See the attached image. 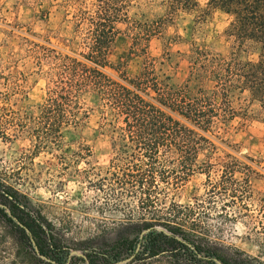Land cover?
I'll list each match as a JSON object with an SVG mask.
<instances>
[{
    "label": "rangeland",
    "instance_id": "374dc122",
    "mask_svg": "<svg viewBox=\"0 0 264 264\" xmlns=\"http://www.w3.org/2000/svg\"><path fill=\"white\" fill-rule=\"evenodd\" d=\"M207 1L199 0L196 8L177 14L151 40L147 52L145 43L134 45L127 24L120 23L108 53L111 66L134 75L150 56L164 62L163 72L171 76L173 84L181 85L190 75L194 45L229 54L234 41L227 33L230 16ZM77 8L78 0H0L2 178L27 195L55 224L72 255L88 260L90 255L97 264H170L164 255L145 261L124 257L117 262L105 261L102 256L106 249L111 251L110 239L123 226L167 220L199 226L215 243L264 263V163L245 158L264 155V121L248 92L233 97V105L245 115L231 122L222 139L214 138L218 148L213 160L206 161L203 153L199 157V166L210 173L197 171L179 187H171L167 195H161L165 200L158 206H124L120 199L130 197L111 192L114 163L128 161L132 149L114 144L116 134L104 125L95 102L85 100L89 114L76 128L62 126L51 132L48 117L42 112L53 80L47 47L73 55L82 50L75 23ZM143 10L150 12L151 18L163 13L161 7ZM135 12L137 8L131 15L136 16ZM107 71L119 74L111 67ZM48 133L56 137L41 143L38 136L45 139ZM228 151L239 161L224 156ZM247 166L254 170L248 176V196L233 200L222 192L215 201L209 199L210 182L221 181L232 168ZM234 176L240 181L247 177L242 171ZM173 201L179 205H172ZM20 260L11 235L0 223V264H24Z\"/></svg>",
    "mask_w": 264,
    "mask_h": 264
},
{
    "label": "trees",
    "instance_id": "16d2710c",
    "mask_svg": "<svg viewBox=\"0 0 264 264\" xmlns=\"http://www.w3.org/2000/svg\"><path fill=\"white\" fill-rule=\"evenodd\" d=\"M207 3L230 16L231 52L221 54L194 45L190 75L181 85L171 82V76L163 72L164 62L156 58L146 57L141 69L129 75L111 66L108 53L120 23L127 24L134 45L145 43L147 52L165 25L180 12L196 8L199 0H78L75 23L82 50L73 55L47 47L53 80L42 112L51 132L62 126L76 128L89 114L85 100L95 102L104 125L116 134L114 144L132 149L128 161L114 163L115 180L109 186L114 195L130 197L120 199L124 206H158L165 200L161 195H167L171 187H179L197 171L210 173L199 166V157L203 153L211 162L218 148L214 138L222 139L231 122L245 115L233 105L236 94L248 92L264 121V0ZM153 7H161L163 13L151 18L143 9ZM135 8L138 12L132 16ZM108 67L119 74L112 75ZM55 137L48 133L38 140L44 143ZM224 156L239 161L233 152ZM245 158L264 163V155ZM237 171L247 175L245 181L234 176ZM253 172L251 166L230 169L221 181L210 182L209 199L215 201L218 193L233 200L248 196V176ZM0 223L24 264H75L76 260L97 264L90 255L89 260L72 255L55 224L1 175ZM197 227L171 220L129 223L111 237V251L106 249L102 256L113 262L164 255L170 264H264L238 249L215 243Z\"/></svg>",
    "mask_w": 264,
    "mask_h": 264
}]
</instances>
